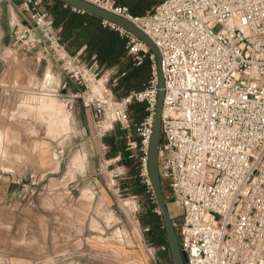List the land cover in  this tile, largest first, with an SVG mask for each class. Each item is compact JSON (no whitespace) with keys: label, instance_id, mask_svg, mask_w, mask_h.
I'll return each mask as SVG.
<instances>
[{"label":"built area","instance_id":"built-area-1","mask_svg":"<svg viewBox=\"0 0 264 264\" xmlns=\"http://www.w3.org/2000/svg\"><path fill=\"white\" fill-rule=\"evenodd\" d=\"M43 1L28 0L34 28L47 34L51 57L82 88L59 93L66 106L80 100L99 133L116 125L129 131L132 105L145 106L146 116L133 125L138 142L127 150L155 204L147 178L158 93L154 56L134 35L102 21L124 40L133 67L151 61L144 89L115 97L106 84L125 72L111 78L70 55L61 28L40 11ZM83 1L135 24L158 48L164 81L159 178L185 264H264V0H162L142 18L116 0ZM30 31L17 25L14 32L24 51L31 49ZM19 184L34 208L43 178L31 174ZM153 213L159 216L157 207ZM160 250L168 253L166 245Z\"/></svg>","mask_w":264,"mask_h":264},{"label":"crops","instance_id":"crops-1","mask_svg":"<svg viewBox=\"0 0 264 264\" xmlns=\"http://www.w3.org/2000/svg\"><path fill=\"white\" fill-rule=\"evenodd\" d=\"M43 5L44 1L40 11H47ZM17 25L31 29L29 51L15 44ZM48 45L47 34L34 28L28 0H0V153L5 156L3 129L18 128L13 136L18 148L12 157L24 160L11 170L0 167V264H171L169 254L160 250L162 245L149 242L146 227L141 223L133 227L116 215L122 196L139 198L132 184L137 170L127 150L129 142H138L133 128L126 131L116 125L99 133L80 100L69 109L59 93L79 94L82 88L63 73ZM86 49V45L72 47L69 54L95 64L99 72L110 71L111 78L122 72L119 64L126 55L120 63L106 67ZM16 80L23 87L11 91L9 86ZM25 93L34 100L28 108L33 113L28 118H4L3 112L21 111ZM48 97L71 111L78 133L70 140L69 114L56 102L50 105ZM43 100L50 101L47 107L41 104ZM36 113L43 118L39 124L45 125L39 134ZM31 174L43 178L34 208L24 201L19 184ZM101 208L108 212L106 216L98 214ZM108 222L125 230L124 240L115 237Z\"/></svg>","mask_w":264,"mask_h":264},{"label":"trees","instance_id":"trees-1","mask_svg":"<svg viewBox=\"0 0 264 264\" xmlns=\"http://www.w3.org/2000/svg\"><path fill=\"white\" fill-rule=\"evenodd\" d=\"M162 0H116V4L126 7L129 13L136 18L149 15L152 10ZM46 9L54 19L55 27L61 28V41L65 45L68 53L71 48H78L86 45L90 53L94 54L95 59L105 64L106 67L120 63L126 55L125 42L116 32L108 27H103L102 20L63 6L54 0H44ZM119 70L125 72V76L120 78L113 88L116 97H121L131 91H141L146 86L151 75V61L146 58L139 67H133L127 57L119 64ZM143 104H134L130 109V121L138 124L144 118ZM132 178L135 187V195L140 199L149 198L146 188L138 177V171ZM155 208L156 205L153 204ZM140 223L149 229L148 237L152 245H166L165 234L162 228L160 216L153 213L149 208Z\"/></svg>","mask_w":264,"mask_h":264},{"label":"water","instance_id":"water-1","mask_svg":"<svg viewBox=\"0 0 264 264\" xmlns=\"http://www.w3.org/2000/svg\"><path fill=\"white\" fill-rule=\"evenodd\" d=\"M65 7L94 16L102 21L113 24L131 33L142 41L150 50L156 61L158 93L153 116L152 132L147 154V178L150 183L155 205L159 211L162 228L165 234V242L168 248L171 264H185L186 257L180 251L177 234L167 210L164 193L159 178V150L161 144V114L164 100V81L161 68V58L158 48L153 41L142 32L135 24L112 14L106 10L93 6L83 0H54Z\"/></svg>","mask_w":264,"mask_h":264},{"label":"rangeland","instance_id":"rangeland-1","mask_svg":"<svg viewBox=\"0 0 264 264\" xmlns=\"http://www.w3.org/2000/svg\"><path fill=\"white\" fill-rule=\"evenodd\" d=\"M42 7L46 8V5H43ZM115 85H116V83L108 82L106 84V87L109 88L112 91L113 95L116 97V95L113 92V88H114ZM9 87L11 88V91H13V90L20 89L23 86H22V83L19 80H16V81L12 82ZM38 97L47 98L46 96H43V95L42 96L38 95ZM48 98L52 99L50 105H52V104H54L56 102L58 105H60L62 107V110H63L64 113L69 114V116H70V122L69 123H70V126H71V131L69 132V134L67 136V139L70 140L71 136H76V134L78 133L76 127L73 125V117H72L71 111L68 112L67 111L68 109L66 108L65 104L63 102L59 101L58 99L51 98V97H48ZM33 101H34L33 98H30L28 93H25L24 96L20 100L21 105H22L21 111H17L14 114L11 113L10 115H8L7 112H3L2 114H3L4 118H7V117H9L11 119H15L17 117L28 118L29 114L33 113V112H29V110H28L29 105H30L29 103H31ZM36 116H37V123H38L37 134H39L42 131V129H43V127L45 125L44 126L40 125L39 122L43 121V118L40 115H38L37 113H36ZM145 116H146V113L144 111V116L143 117H145ZM130 123H131V128L129 129V131H131L132 128H133V124H132L131 121H130ZM17 129L18 128H14V127H6V128L3 129V130H5V139L6 140L1 143V147H3L4 148L3 151H5L4 152L5 156H2L1 153H0V167L2 169L6 168L7 170H9V169L11 170V168H13L15 166H20L24 162L23 159L12 157L13 152L18 148V144L16 143V141L14 140V137H13L16 134L14 131H18ZM134 132H135V130H134ZM135 135L137 136L136 132H135ZM0 138H1V136H0ZM137 138H138V136H137ZM62 143L59 142L60 145H62ZM130 160H132L134 162L133 166H135L136 170L138 171V161H136L134 159H130ZM64 162H65V164H67V162H69V159L65 158ZM80 163H82L81 160L79 161L78 165H80ZM75 166L76 165H74V167ZM76 197L77 196L75 195L74 198H76ZM123 203H129L130 206L125 207V206H123ZM149 208H152V210H154L153 204L149 200V198H145L144 197L143 199H139V198L136 199V198H131V196H122L121 201L119 202V207H116L115 211H116V215L117 216L121 217L123 220L127 219L128 222H130V224L133 227L137 228L138 226L141 225L140 221H139V218L143 217L144 214L146 213V211ZM88 213H90V212H88ZM107 213L108 212H106L103 208H101V211H99L98 214L100 216H106ZM174 214L175 215L179 214V210L177 208L174 210ZM174 222H176L175 219H174ZM106 225L108 227H111L112 231H114L115 237L119 241H122V240L125 239L126 232H125V230L123 228H120L115 223L111 224V223L108 222ZM176 234H177V229H176ZM168 254H169V252H168Z\"/></svg>","mask_w":264,"mask_h":264},{"label":"bare ground","instance_id":"bare-ground-1","mask_svg":"<svg viewBox=\"0 0 264 264\" xmlns=\"http://www.w3.org/2000/svg\"><path fill=\"white\" fill-rule=\"evenodd\" d=\"M49 102H50L49 100H48V101H47V100H43V101H42V105L47 107ZM56 110H57V108H56ZM60 111H61V110H60ZM57 113H58V111H57ZM59 116H60V114H59ZM46 120H47V119H46ZM48 121H49V120H48ZM57 121H59V120H57ZM51 122H52V120H51ZM52 123H53V122H52ZM58 123H59V122H58ZM64 126H65V124H64ZM65 128H66V127H65ZM0 142H1V138H0Z\"/></svg>","mask_w":264,"mask_h":264}]
</instances>
